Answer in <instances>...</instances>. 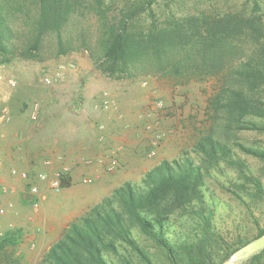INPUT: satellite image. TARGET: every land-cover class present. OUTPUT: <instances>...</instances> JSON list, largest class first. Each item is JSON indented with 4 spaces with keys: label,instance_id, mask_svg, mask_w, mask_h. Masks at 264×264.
<instances>
[{
    "label": "trees",
    "instance_id": "obj_1",
    "mask_svg": "<svg viewBox=\"0 0 264 264\" xmlns=\"http://www.w3.org/2000/svg\"><path fill=\"white\" fill-rule=\"evenodd\" d=\"M161 1L125 0L114 8L104 0H0V63L11 55L17 19L35 20V47L90 7L101 22L105 72L153 65L217 80L209 125L191 149L137 182L125 181L73 219L40 264H222L264 235L257 214L264 207V144L248 137L264 134V11L177 17L170 10L161 20L154 10ZM249 42L247 50L242 43ZM70 185L68 175L63 187ZM218 186L237 202L235 215ZM22 239L15 228L0 235V264H12L10 250ZM237 264H264V248Z\"/></svg>",
    "mask_w": 264,
    "mask_h": 264
},
{
    "label": "rangeland",
    "instance_id": "obj_2",
    "mask_svg": "<svg viewBox=\"0 0 264 264\" xmlns=\"http://www.w3.org/2000/svg\"><path fill=\"white\" fill-rule=\"evenodd\" d=\"M104 1L119 8L125 0ZM259 2L260 7H255L253 0H162L154 10L161 20L169 16L170 10L177 17L202 15L203 11L261 13L264 0ZM34 21L26 18L15 21L11 55L8 61L0 63V150L15 140L14 121L23 126L27 120H41L43 126L35 132L44 139L43 146L60 143L54 130L57 117L73 115L91 121L96 136L93 151L98 145L96 140L104 137L112 148H117L116 158H122V168L115 166L116 171L106 183L110 194L127 180L139 181L146 170L163 159H172L183 149H191L207 129V104L217 85L215 76L164 73L153 65H138L124 75L105 72L101 61V22L90 7L73 13L60 28V36L58 31H48L37 46L31 47ZM251 43L242 45L250 50ZM37 103L40 111L34 120L31 115ZM248 137L264 144V134L253 133ZM51 153L43 155L44 159L50 158ZM58 159L59 166L67 164L64 158ZM12 167H6L9 173ZM81 187L72 185L62 192L54 191L55 194L52 190V199L73 205L75 202L68 200L65 193ZM217 191L223 200L233 204L235 215L240 209L237 202L220 186ZM7 212L6 209L0 217V235L9 228L10 222L4 221ZM257 214L264 225V207ZM34 243L23 237L17 248L10 250V262L40 264L47 249Z\"/></svg>",
    "mask_w": 264,
    "mask_h": 264
},
{
    "label": "crops",
    "instance_id": "obj_3",
    "mask_svg": "<svg viewBox=\"0 0 264 264\" xmlns=\"http://www.w3.org/2000/svg\"><path fill=\"white\" fill-rule=\"evenodd\" d=\"M18 119L22 120L21 117ZM14 125L15 140L0 150L3 157V162L0 163V185L10 188L0 195V207L8 210L4 219L5 222H10L7 229H19L24 238L35 241L34 244L37 243L39 248L48 249L63 235L73 219L109 194L106 183L117 167L122 168V158H116V153H119L117 148H112L103 140L104 137L96 138L98 145L96 144L97 148L93 151V140L96 137L93 136L94 124L91 121L79 120L78 116L62 115L56 118L54 130L56 139L60 140L58 145L49 143L43 146L44 139L39 132H35L43 126L41 120H27L23 126L14 121ZM50 152L52 156L44 159L43 155ZM58 158L67 161L71 177V185L62 187L60 191L76 184L83 185V188L65 193L68 200L75 202L68 206V202L64 205L52 199L54 191L48 188L47 181H38L42 207L36 210L32 205L34 198L28 191V181L12 176L6 167L17 166L26 169L32 176L42 170L52 173L55 168L60 167ZM46 160L51 163L46 164ZM88 176L91 181L85 182L84 179Z\"/></svg>",
    "mask_w": 264,
    "mask_h": 264
},
{
    "label": "built area",
    "instance_id": "obj_4",
    "mask_svg": "<svg viewBox=\"0 0 264 264\" xmlns=\"http://www.w3.org/2000/svg\"><path fill=\"white\" fill-rule=\"evenodd\" d=\"M48 79V78H47ZM50 81V79H48ZM40 106L39 104H35L33 108V113L31 115L32 119L36 120L39 116ZM3 161V157L0 155V163ZM51 163L50 160H46V164ZM11 175L25 181H28V191L31 196L34 198L32 205L34 209H39L41 206L40 199H39V185L38 181H47L49 188L53 191H59L63 187V179L64 177L68 176L70 173V167L67 164H63L62 166L55 168L52 173L48 171L42 170L37 172L34 176H32L31 172L26 169H21L17 166H13L10 171ZM85 182H90L91 178L86 177ZM10 190L7 186H0V195L6 193ZM6 209L5 207H0V217L4 215ZM34 245V244H33Z\"/></svg>",
    "mask_w": 264,
    "mask_h": 264
},
{
    "label": "water",
    "instance_id": "obj_5",
    "mask_svg": "<svg viewBox=\"0 0 264 264\" xmlns=\"http://www.w3.org/2000/svg\"><path fill=\"white\" fill-rule=\"evenodd\" d=\"M264 248V235L257 237L234 251L222 264H237Z\"/></svg>",
    "mask_w": 264,
    "mask_h": 264
}]
</instances>
